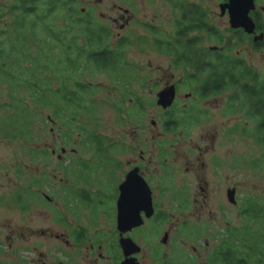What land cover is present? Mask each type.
<instances>
[{"label": "rangeland", "instance_id": "374dc122", "mask_svg": "<svg viewBox=\"0 0 264 264\" xmlns=\"http://www.w3.org/2000/svg\"><path fill=\"white\" fill-rule=\"evenodd\" d=\"M78 1L80 10L84 12L93 9L96 18L112 29L113 41L117 38H126L132 42L126 52V58L131 65L130 69H133L132 73L137 74L138 78L137 81H132L133 83L128 90H125L124 87L116 86L114 88V84L109 81L108 75H99L93 79V83L99 85L97 97L104 102L99 113L101 118L99 134L116 142L113 145L109 144L108 141L106 142L105 154L117 155L119 153L117 157L123 164H126V161L128 163L129 160L138 161L139 153L136 152L134 143L131 144V142L135 139H143L148 145L144 149L146 152L145 161L152 159L150 171L159 175L163 171L161 168L162 160L158 151V142L153 147L152 139H156V141L166 139L168 140L166 145L175 144L169 161L171 165L174 163L179 168L180 173H176L178 175L177 182L183 178L184 172H186V165L183 161L187 162V160L182 159L183 155L189 151L190 146L193 145L192 143L203 142L211 151L202 158L198 153L190 159L187 156L190 165L195 163L199 157V162L197 161L195 165L198 178L203 176L198 163L205 162L208 164L212 162L215 154H219V151L221 153L230 152L231 154L234 151L238 154L237 168L234 161H230L223 164L221 173H216V168L210 165L208 171H213L215 174H208V177H216V184H220V186L213 185L210 188L212 193L206 200L208 201L207 204L202 202L199 188L201 185L198 184V181L197 185L194 183L196 180L193 175L186 176L191 180L188 181L190 198L192 201L198 198L199 203H191L185 219L189 221L191 229L199 231L198 238H191L190 242L188 240L185 246H181L182 251L169 247L163 248V253L168 254V258L174 255L182 262L183 257L181 256H185L188 264H192V261L193 264H208L209 252L207 251L210 250L211 252L217 246L220 237L226 235V230L229 228L240 230L245 224V220L240 214V208L244 202L254 198L259 205L264 204V172H262V168L256 167L258 166L257 160H260L264 155V147L258 146L240 135L233 136L231 139L227 137L229 140L226 139V129L233 125L234 118L220 115L216 111L217 102L215 101L210 107L212 114L204 119L203 124L189 131L188 135L162 137L160 111L155 105V98L159 89H154V84L158 78L163 80L171 75L169 71L170 58L154 50L152 46L153 37L147 28H156L162 33L170 31V23L174 21L175 17L172 7L164 0H126V3H122L121 0ZM186 1L201 5L208 11L212 23L223 33H227V28L230 27L229 19L220 16V0ZM254 62L260 69H263V56H255ZM175 74L176 79L180 78V73ZM128 91L142 96L140 99L143 100L146 110L144 119L136 118L138 116L137 111L129 114L118 113L112 107L116 102L115 98L120 97V92ZM2 92H6L4 86L0 87V93ZM186 93L185 91L180 93L179 100L182 105L186 103L184 100ZM130 104V100L127 101L126 108ZM153 121L157 125L152 126ZM139 122L142 123H140L142 126V131L139 130V133L142 132L140 136L135 135L136 123ZM226 124L228 125L226 126ZM34 125L35 142L10 141L6 138H0V193L11 192L12 180H14L15 188H17L16 196L17 198L18 196L21 197L16 200L19 202L25 199L30 201V213L21 211L18 204L5 207L0 203L1 235L8 224H11L10 231L12 232L10 234L12 240H6L3 243L1 241V246L7 248L10 245V248L13 249V253L11 252L10 255H0V264H57L59 261L64 262V264H114L110 259L107 243L109 240H117L114 237L115 234L112 235L116 224L109 221L104 215H110L114 219L115 182L107 180V176L114 170L111 167L112 162L110 159L103 161L99 156L91 158V154H86L80 158L79 155H83L82 150L79 148L77 151V148L74 147L75 141L78 140L76 136L73 143L64 148L61 133L56 129L58 127L49 121L48 111H44L42 121L39 119ZM222 127H225L224 131H222ZM218 137L219 141L223 140V143L217 142ZM118 143H124L127 151L125 152L123 148L120 153L121 147ZM33 149L49 150L50 157L44 158L41 154L33 155L31 152ZM59 155L63 157L59 158ZM252 162H255L254 168ZM8 170H10V174ZM78 175H81L82 179H78ZM29 176L35 187H32L31 191L26 190L24 193L22 186L27 184ZM35 179H42L43 186L37 187L39 184H35ZM9 180L10 185L8 184ZM163 180L168 181L169 178L164 177ZM213 180L215 184V178ZM72 181H83V183L79 182V188L74 190L77 203L75 204V201L69 203L73 205L74 211H65L64 207L67 202L65 203L66 196L63 185L65 184L64 187H72ZM233 187L237 190V202L235 204L227 200V190ZM42 194L48 196L52 202H47ZM158 198L161 199L159 195ZM160 210L167 211L171 216L170 221L162 226V235L165 232H168L170 236L177 235L175 226L183 219V216L164 197L160 201ZM59 212L65 214L71 225L70 228L59 222ZM97 212L104 214H100L99 224L94 226L93 217ZM154 225L155 222H152L136 232L137 237L144 236L145 238L138 237L137 240L142 249V253L138 257L141 264H153L155 262V254H152L151 249L155 244L160 243L162 235L152 243L151 239L157 230ZM79 227L88 228L90 236H94L96 232L102 234L105 237L102 248L99 249L94 246L92 249V242L76 244L71 235V230ZM189 235L192 236L190 233ZM193 247L196 248L195 251ZM100 255L105 258L101 259ZM164 261H168V259Z\"/></svg>", "mask_w": 264, "mask_h": 264}, {"label": "trees", "instance_id": "16d2710c", "mask_svg": "<svg viewBox=\"0 0 264 264\" xmlns=\"http://www.w3.org/2000/svg\"><path fill=\"white\" fill-rule=\"evenodd\" d=\"M164 1L175 14L171 30L162 33L156 28L147 29L153 37V47L173 57L175 67L185 69V59L198 62L203 57L195 51L202 38L191 34L207 31L214 37L217 30L209 24L207 10L202 6L186 0ZM15 10L14 23L0 40V87L6 90L0 93V138L35 142L34 124L42 121L43 112L48 111L49 121L61 133L64 148L76 136L74 147L82 150V156L91 154V158L109 160L113 155L104 151L108 137L99 134V113L104 102L97 97L99 85L93 79L108 75L114 88L129 86L133 70L126 52L132 42L126 38L113 41L112 29L96 18L93 9L80 10L78 0H17ZM213 41L221 42L219 37ZM187 49L195 55L187 57ZM210 56L208 64L197 67L198 75L211 69L209 74L215 77L208 83L197 82V94H201L204 86L231 91L237 81L233 60L218 53ZM220 58L222 65L217 66L216 60ZM120 94L112 107L125 113L126 103L132 98L129 91ZM135 101L134 111L139 119H144L143 100ZM257 133L263 135L259 144L264 147V131ZM31 152L50 157L49 150ZM257 165L264 172V155ZM240 214L245 224L240 230L227 229L226 235H241L243 239L237 243L231 238L225 240L228 245L222 264H264V204H253L248 199ZM194 233L198 235L199 231ZM251 240L256 246L260 243L261 248L252 247ZM217 250L214 247L208 256L209 264H220Z\"/></svg>", "mask_w": 264, "mask_h": 264}, {"label": "flooded vegetation", "instance_id": "af4514ba", "mask_svg": "<svg viewBox=\"0 0 264 264\" xmlns=\"http://www.w3.org/2000/svg\"><path fill=\"white\" fill-rule=\"evenodd\" d=\"M221 4H226L229 2V0H220ZM190 2V1H189ZM194 3V2H191ZM17 0H0V40H3L7 35V31L10 30L11 26L14 23L15 19V9H16ZM201 6V5H200ZM254 10L250 12L249 16L253 23V31L251 33L246 32L244 29H232L231 26L227 28V33H223L221 30H219L211 21L209 15V24L213 26L217 32L215 33L216 36L212 37L209 35L207 31L201 32V34H191V37H200L202 38V42L195 45V51L201 52V55L203 56L202 59L198 62L191 61L189 59L184 60V68H177L174 66L175 60L173 57L165 55L159 51H157L154 47V50L162 54L168 58H170V65H169V71L171 72V75L169 77H166V79L161 80V78H158V81L154 84V89H159L156 94V100L155 105L160 111L159 113V119L161 124L162 133L161 136L166 138L167 136H177V135H183V134H189L188 132L193 130L194 128L200 126L204 123V119L209 115L212 114L211 112V104L212 102H217L216 111L219 112L220 115L223 117L228 118H234V123L231 127L226 129L225 137L226 139L232 138L233 136H242L245 137L248 141H251L252 143L262 146L259 144L261 142V139H263L262 134H258L257 131H264V67L263 69H260L255 62L254 57L263 56L264 60V0H254ZM207 14L208 11H206ZM220 16L228 17V12L225 13V15H221L220 10ZM10 20V21H9ZM147 30V29H146ZM219 33V34H218ZM219 39L221 42L213 41L214 39ZM209 41V42H208ZM211 45H209V44ZM153 46V44H152ZM218 53L220 57H228L231 60H233L234 64V72L236 73L234 76V79H236V84H234V87L231 89V91L223 90L220 88L211 89V87L204 86V91L202 89L201 94H197L196 87L197 82H206L208 83L209 79L215 77L214 75H210L209 71L211 69H206L205 71L201 72L200 75H198L197 67L202 64H208L209 58H211L210 55ZM210 54V55H209ZM187 57H191L194 54V52L187 49L186 51ZM197 55V54H196ZM222 58L216 60L217 66L222 65ZM263 66V65H262ZM222 67H219V69ZM133 70V69H132ZM180 73V78L176 79L175 73ZM210 75V76H209ZM133 79L132 81H137V74H133L131 76ZM215 79V78H214ZM221 79V78H216ZM133 83V82H132ZM131 83V84H132ZM130 84V85H131ZM129 85V86H130ZM129 86H126V89H129ZM172 87H174L175 90V97L173 100V103L167 107L164 108L163 106L158 105L159 101V95L162 92L170 90ZM181 91L187 92L185 95L184 100L186 103L182 105L179 100V96ZM131 104L130 106H127L125 113H128L127 109L130 110L132 113L134 112L135 107H133V104L136 102L135 99L142 98L141 95L131 92ZM232 95V96H231ZM232 98H231V97ZM133 110V111H132ZM136 110V109H135ZM129 112V113H131ZM128 113V114H129ZM134 116V114H133ZM132 116V117H133ZM136 118H139L138 116ZM138 120V119H137ZM138 122V121H137ZM141 122L136 123L137 124V130L135 131V135H141L139 133V130L142 131V126H140ZM157 125L155 121L152 122V126ZM225 125V124H224ZM228 124H226L227 126ZM225 126V127H226ZM167 127V128H166ZM225 127H222V131L225 130ZM170 128V129H168ZM175 128V129H174ZM168 129V130H167ZM224 136V133L222 134ZM184 136V135H183ZM221 137V134L219 135ZM228 137V138H227ZM215 140V139H213ZM219 137L217 138V142L219 144L223 143L222 141H219ZM229 140V139H228ZM109 144L113 145L116 144L111 139H108ZM136 142V143H135ZM153 147L158 142V151L160 152V159L161 162V168L163 171H161L158 174H156L153 171H150V167L152 165V159L145 161V147L148 146L145 144V141L143 139H135L131 142L133 144L134 149H136V152H138V161H126V164H123L119 160V154L111 156L110 161L112 169H114L110 175L107 176V180L110 182H115V212H114V219L113 217H110V215H106L104 213H96L94 214L93 221L94 226H97L99 224V216L100 214H104L107 216L109 221L115 222V230L112 235L116 237L117 240H112L107 243V249L109 250L110 259L114 264H122L125 261V256L123 253V250L120 246V239L121 235L120 232L117 229V217H118V201L120 198V188L125 185L126 188H131L132 190L137 191L138 189H144V185L149 188L151 192V201H152V207H153V213L150 217L147 218L146 212L143 210V205L139 202L138 198L133 197L134 200L132 201V204H136L138 208L140 209V215L143 218L144 222L143 225L133 229L132 231L125 234L124 238H130L132 239L137 245L138 237L144 238V236H138L137 237V231L143 229L148 224L155 222V225L157 227L155 236L151 239L152 243L154 240H156L158 237L162 235V226L170 221L171 216L167 213V211L160 210V201L165 198L168 199L171 206L174 207V209L180 213L181 216H183V219H181L177 226H175V230H177V235L170 236L168 232H165L164 235H162V238L160 240L159 244H155L153 246L152 254L154 255V263L153 264H188V261H186L185 256L183 257L182 262H180L177 257L172 255L170 258H168V254L165 252L163 253L164 247H169L177 250H181V246H185L186 242L188 243V240L190 242L191 238H198V235H194V230L191 229L189 221L186 218L187 211L190 209L191 203H199V199L195 198L193 201L190 198L189 195V178L186 177L187 175H193L196 181L194 183L197 185L200 184V193L202 195V202H205L207 204L208 201H206L210 194L212 193V190L210 188L213 187V185L220 186V184H216V177H208V174L214 175L215 172L208 171L210 165L214 166L216 168V173H221V168L223 167L224 163H228L230 161H234V165L237 168V159L238 154L236 152H226L221 153L219 151V154H215V158L212 162H209L206 164L205 162L198 163L201 173L203 172L204 178L200 177L198 178L197 171L195 168L196 162H199V157L197 158L196 162L190 165V161L188 160L187 156L190 158L197 155V153L201 156V158L204 155L209 154L210 149L207 148V145L203 142L198 143H192L193 145L190 146L183 155V159H186L187 162H184L186 165L184 176L183 178H180L177 182V174L179 172V168L173 163L171 165L169 161V156L173 152V148L175 144H168V140H157L152 139ZM119 144V143H118ZM130 144V145H131ZM121 147L120 153L123 151V148L125 149V152L127 151V148L124 143L119 144ZM221 147V145H219ZM133 148V147H132ZM129 151V150H128ZM63 152H65L63 150ZM198 155V156H199ZM75 156V155H72ZM167 156V157H166ZM63 157L61 155L58 156ZM80 158L84 156H80ZM165 157V158H164ZM164 158V159H163ZM236 160H234V159ZM261 160V158H260ZM160 164V162H159ZM191 166V167H190ZM255 162H252V167L254 168ZM175 167V168H174ZM8 173L10 174V170H8ZM21 173V171H19ZM136 175L139 178H142L144 183L139 180L138 177L135 176L133 180H129V177L131 175ZM180 173V172H179ZM23 174H25L23 172ZM217 175V174H216ZM14 176V175H13ZM132 177V176H131ZM164 177L169 178L168 181L163 180ZM78 179H82L81 175H78ZM215 178V184L214 179ZM33 179V178H32ZM35 184H39L37 186L42 187L43 182L42 179H35ZM191 181V180H190ZM82 182L83 181H79ZM79 182H73L72 181V187H68L63 185V188L65 189V203L67 202L64 209L65 211L72 210L74 211V208H72V204H69L71 201H75V192L74 190L79 188ZM8 184L10 185V180L8 181ZM13 188L11 189V192H3L0 193V203L3 204V206H19L20 210L25 213H30V201L27 199L23 200L22 202H19L16 199H20L21 197L16 196V189L15 188V182L12 180ZM41 185V186H40ZM34 184H32L31 177L29 176L27 184L22 186V189L24 190V193L26 190L31 191ZM20 188V187H19ZM97 189V188H96ZM93 190H95L93 188ZM236 194L237 190L236 188H229L227 190V200L231 203V198L233 196L234 200L236 201ZM158 195L161 197L158 198ZM40 196V195H39ZM43 198L47 202H52L51 199L48 196H45V194H42ZM41 197V196H40ZM132 198V199H133ZM160 199V200H159ZM250 201L253 204H256V200L254 198H250ZM237 202V201H236ZM77 201H75V204ZM75 213V212H74ZM77 214V213H75ZM60 215V216H59ZM59 222L63 223L65 226H68L70 228V224L65 216L64 213L59 212L58 213ZM11 224H8L5 226V230H3V233L1 235L0 232V255H10V253H13V249L10 248V245L5 248L1 246L2 243L6 240L10 241L12 240L10 234L12 232L10 231ZM180 227V228H179ZM179 228V229H178ZM227 231V230H226ZM71 235L73 239L75 240L76 244H82L85 242H92V249L94 246H97L99 249L102 248V243L105 242V237L102 236V234H99L98 232L95 233L94 236H90V232L88 228H82L79 227L77 229L74 228V230H71ZM192 234V236L189 235ZM3 236H6L4 239ZM227 238H231L236 243L239 239H243L241 235H223L220 237V241L217 244L216 248L218 249L216 252L217 259L219 258V263L222 264V257L224 255V248L228 245L225 240ZM254 237H251L253 239ZM145 239V238H144ZM180 239V240H179ZM107 240V239H106ZM149 240V239H146ZM187 240V241H186ZM108 241V240H107ZM250 245L252 247H260V243L257 244L251 240ZM139 246V245H138ZM140 247V246H139ZM141 248V247H140ZM193 250L195 251L196 248L193 247ZM182 251V250H181ZM208 256H210L211 252L210 250L207 251ZM142 253L141 252L135 255H132L130 258L136 260V264H141L139 261V256ZM101 256V255H100ZM105 257L101 256V259H104ZM165 259H168V261H164ZM175 260V262H174ZM190 263V262H189ZM193 263V261H192ZM209 264V262H207ZM57 264H64V262L59 261Z\"/></svg>", "mask_w": 264, "mask_h": 264}, {"label": "water", "instance_id": "95a60500", "mask_svg": "<svg viewBox=\"0 0 264 264\" xmlns=\"http://www.w3.org/2000/svg\"><path fill=\"white\" fill-rule=\"evenodd\" d=\"M254 8V0H229L228 3L220 6L221 15H225V13L228 12L229 24L232 29L242 28L248 33L253 31V23L249 14ZM174 97L175 90L174 87H172L170 90L162 92L159 95L158 105L167 108L173 103ZM131 176L129 177L130 181L133 180L135 176L138 177L136 173ZM139 180L144 183L142 178H139ZM145 185L144 189H138L137 191L126 188L125 185L120 188L121 194L118 201L117 229L121 235L120 246L126 258L122 264H136V260L130 257L141 252V248L132 239L123 237L133 229L142 226L144 222L140 215L141 208H138L136 204H132L134 198L137 197L138 203L140 202L143 205L142 207L147 214V218L153 213L151 192L149 188L146 187L147 185ZM235 202L232 196L231 203L235 204Z\"/></svg>", "mask_w": 264, "mask_h": 264}]
</instances>
